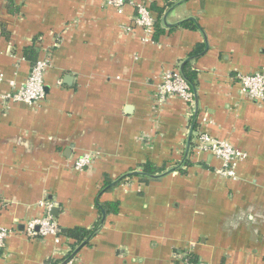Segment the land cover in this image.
Returning <instances> with one entry per match:
<instances>
[{
	"label": "crops",
	"instance_id": "1",
	"mask_svg": "<svg viewBox=\"0 0 264 264\" xmlns=\"http://www.w3.org/2000/svg\"><path fill=\"white\" fill-rule=\"evenodd\" d=\"M135 4L163 11H151L148 42ZM10 5L0 0V229L13 233L0 264H264V103L234 79L264 73V0H133L121 14L104 0ZM31 46L50 60L46 98L11 102ZM187 64L195 108L157 101L162 77ZM198 131L247 154L238 180L196 151ZM83 154L93 164L77 172ZM147 163L162 173L142 175ZM106 203L118 214L104 218ZM47 214L62 230L94 233L80 245L28 237L27 224Z\"/></svg>",
	"mask_w": 264,
	"mask_h": 264
},
{
	"label": "built area",
	"instance_id": "2",
	"mask_svg": "<svg viewBox=\"0 0 264 264\" xmlns=\"http://www.w3.org/2000/svg\"><path fill=\"white\" fill-rule=\"evenodd\" d=\"M107 4L114 7L121 14L127 4H132L133 0H104ZM135 26L145 32V42L152 39L155 33V24L151 10L144 4H135ZM50 66V60H39L30 71L26 82L21 86L11 83L13 92L4 98L11 102L34 105L42 102L46 98L45 92V73ZM3 76L0 75V81ZM240 85L241 94L255 102L264 103V73L238 74L234 77ZM178 97L195 108V93L192 86L187 82L185 75L181 71L169 72L162 77L161 83L156 89V99L159 102L167 98ZM194 148L201 153H207L222 162V167L218 174L226 179L238 180L237 168L241 162L247 158V154L236 149L230 143L214 138L210 134L198 131L194 139ZM93 164L91 154H83L73 163V169L77 172L85 171ZM47 209H51L50 204L42 202ZM60 228L57 222L49 215L44 218L33 220L27 224L26 235L28 237H48L53 236L56 242H60ZM13 232L7 229H0V255L5 247L7 238ZM189 264H208L205 262Z\"/></svg>",
	"mask_w": 264,
	"mask_h": 264
},
{
	"label": "trees",
	"instance_id": "3",
	"mask_svg": "<svg viewBox=\"0 0 264 264\" xmlns=\"http://www.w3.org/2000/svg\"><path fill=\"white\" fill-rule=\"evenodd\" d=\"M7 1L9 3H11V5H12L13 0H7ZM11 5L9 7H11ZM150 10L155 11V13H157V15H159V17L163 13V11L159 10V8H157V7H152ZM2 27H3V30H2L3 34L5 36H7V32L4 29L6 27V24L2 23ZM155 31H156V24H155ZM202 51H203V49L201 47L197 51V54L201 53ZM24 56H25V60L31 64V68L39 60H41L39 53H38V49L36 48V46H31V47L26 48ZM183 74L185 75L187 82L192 86V88L197 87V72L191 69L190 64H187L185 66ZM190 165L191 164L189 162H187L185 167L187 168ZM161 171H163V170L155 168L151 163H147V164L142 166V174L147 176V178L154 177L156 174L162 173ZM181 172L185 173L184 170H181ZM130 175H132V174H130ZM111 185H112L111 182H107L102 190H105L106 188L111 187ZM102 208L108 214H118V212H119V205L117 203H106V204H103ZM100 227H102L101 224L97 225L95 231H98ZM92 233H94V232L87 231V230H84L82 228H74V229H66V230L60 229L59 237L60 238H62V237L69 238L71 240H74L78 245H80L82 243H85V241H87L91 237ZM198 262H199L198 260H192L191 261V263H198Z\"/></svg>",
	"mask_w": 264,
	"mask_h": 264
},
{
	"label": "water",
	"instance_id": "4",
	"mask_svg": "<svg viewBox=\"0 0 264 264\" xmlns=\"http://www.w3.org/2000/svg\"><path fill=\"white\" fill-rule=\"evenodd\" d=\"M182 70H183V69H182ZM193 90H194V93H195V98H197V91H196V88L193 87ZM193 131H194V126L191 128V132H190V136H189V142H188L189 145L191 144V138H192V135H193ZM141 174H142V173H141ZM142 175H144V174H142ZM58 211H59L58 208H55V209L52 211V214H53L54 216H57V215H58ZM102 213H103V217L105 218V216H106L105 211L103 210Z\"/></svg>",
	"mask_w": 264,
	"mask_h": 264
}]
</instances>
